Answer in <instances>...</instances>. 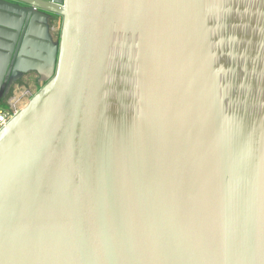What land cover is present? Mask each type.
<instances>
[{
    "label": "water",
    "instance_id": "95a60500",
    "mask_svg": "<svg viewBox=\"0 0 264 264\" xmlns=\"http://www.w3.org/2000/svg\"><path fill=\"white\" fill-rule=\"evenodd\" d=\"M30 75L0 264H264V0H0V90Z\"/></svg>",
    "mask_w": 264,
    "mask_h": 264
},
{
    "label": "built area",
    "instance_id": "2783aa9c",
    "mask_svg": "<svg viewBox=\"0 0 264 264\" xmlns=\"http://www.w3.org/2000/svg\"><path fill=\"white\" fill-rule=\"evenodd\" d=\"M35 90L26 84H17L4 107L0 108V132L10 123V121L29 103L36 94Z\"/></svg>",
    "mask_w": 264,
    "mask_h": 264
},
{
    "label": "crops",
    "instance_id": "0c3cea01",
    "mask_svg": "<svg viewBox=\"0 0 264 264\" xmlns=\"http://www.w3.org/2000/svg\"><path fill=\"white\" fill-rule=\"evenodd\" d=\"M59 30H60V23H58L57 25H55L54 27H53V31H54V37L55 38H57V36L59 35ZM37 76L35 75V77L33 76V75H30L29 77H27V79H26V85H28V84H30L33 88H39L40 86L42 87V85L41 84H45V82H43L42 81V79H40V78H36ZM32 78H36V79H38L37 81H36V84L35 83H29L30 81H31V79ZM31 87V88H32ZM40 87V88H41ZM32 88V89H33ZM38 88H37V90H38ZM34 90V89H33Z\"/></svg>",
    "mask_w": 264,
    "mask_h": 264
},
{
    "label": "rangeland",
    "instance_id": "374dc122",
    "mask_svg": "<svg viewBox=\"0 0 264 264\" xmlns=\"http://www.w3.org/2000/svg\"><path fill=\"white\" fill-rule=\"evenodd\" d=\"M28 77H29V76H28ZM26 79H27V78H26ZM26 79H24L23 82L19 83V85L26 84V82H27ZM37 80H38V79H36V78H34V79L32 78L31 81H30L29 83H35V84H36V81H37ZM28 86H29V87H32L30 84H28ZM42 86H43V84H42ZM40 87H41V86H40ZM40 87H39V88L37 87L38 90L40 89ZM32 88H33V87H32ZM37 88H36V89L33 88V89L35 90V92L38 91ZM35 92H34V93H35ZM5 104H6V103H4L3 101H1V102H0V108L4 107Z\"/></svg>",
    "mask_w": 264,
    "mask_h": 264
},
{
    "label": "flooded vegetation",
    "instance_id": "af4514ba",
    "mask_svg": "<svg viewBox=\"0 0 264 264\" xmlns=\"http://www.w3.org/2000/svg\"><path fill=\"white\" fill-rule=\"evenodd\" d=\"M21 82H23V81H21ZM21 82H20V83H21ZM6 92H7V91L0 90V95H1L0 102L3 101V102L5 103L6 100L8 99V97H9V95L11 94L12 90H11V92H10V94H9L8 96H6ZM5 96H6V97H5Z\"/></svg>",
    "mask_w": 264,
    "mask_h": 264
},
{
    "label": "bare ground",
    "instance_id": "6f19581e",
    "mask_svg": "<svg viewBox=\"0 0 264 264\" xmlns=\"http://www.w3.org/2000/svg\"><path fill=\"white\" fill-rule=\"evenodd\" d=\"M42 85V84H41Z\"/></svg>",
    "mask_w": 264,
    "mask_h": 264
},
{
    "label": "trees",
    "instance_id": "16d2710c",
    "mask_svg": "<svg viewBox=\"0 0 264 264\" xmlns=\"http://www.w3.org/2000/svg\"><path fill=\"white\" fill-rule=\"evenodd\" d=\"M6 103V102H5Z\"/></svg>",
    "mask_w": 264,
    "mask_h": 264
}]
</instances>
